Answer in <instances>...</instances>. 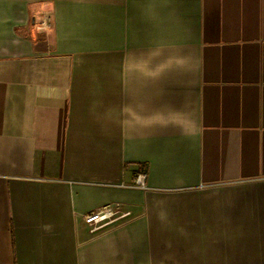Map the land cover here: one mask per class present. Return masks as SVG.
<instances>
[{"label": "crops", "instance_id": "obj_1", "mask_svg": "<svg viewBox=\"0 0 264 264\" xmlns=\"http://www.w3.org/2000/svg\"><path fill=\"white\" fill-rule=\"evenodd\" d=\"M0 264H264V0H0Z\"/></svg>", "mask_w": 264, "mask_h": 264}, {"label": "built area", "instance_id": "obj_2", "mask_svg": "<svg viewBox=\"0 0 264 264\" xmlns=\"http://www.w3.org/2000/svg\"><path fill=\"white\" fill-rule=\"evenodd\" d=\"M135 186L145 188L146 173L138 172L135 178ZM130 215V212L124 211L119 206H106L98 211L92 212L85 216V220L90 226L92 232L99 231L113 223L118 222L120 218Z\"/></svg>", "mask_w": 264, "mask_h": 264}, {"label": "rangeland", "instance_id": "obj_3", "mask_svg": "<svg viewBox=\"0 0 264 264\" xmlns=\"http://www.w3.org/2000/svg\"><path fill=\"white\" fill-rule=\"evenodd\" d=\"M124 211H126V210H124ZM128 216H130V215H128ZM128 216H126V217H128ZM126 217L120 218V220H122V219H124V218H126ZM118 221H119V220H118Z\"/></svg>", "mask_w": 264, "mask_h": 264}]
</instances>
